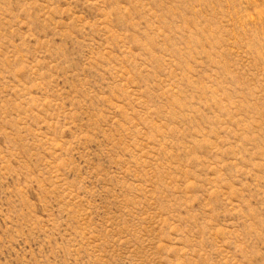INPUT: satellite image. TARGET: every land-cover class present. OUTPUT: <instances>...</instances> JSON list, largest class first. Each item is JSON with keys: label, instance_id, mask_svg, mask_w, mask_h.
Here are the masks:
<instances>
[{"label": "rangeland", "instance_id": "1", "mask_svg": "<svg viewBox=\"0 0 264 264\" xmlns=\"http://www.w3.org/2000/svg\"><path fill=\"white\" fill-rule=\"evenodd\" d=\"M0 264H264V0H0Z\"/></svg>", "mask_w": 264, "mask_h": 264}]
</instances>
